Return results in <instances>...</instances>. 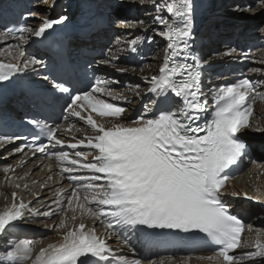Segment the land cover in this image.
Segmentation results:
<instances>
[{
  "label": "snow or ice",
  "instance_id": "obj_1",
  "mask_svg": "<svg viewBox=\"0 0 264 264\" xmlns=\"http://www.w3.org/2000/svg\"><path fill=\"white\" fill-rule=\"evenodd\" d=\"M137 2L153 5V21L161 26L153 31L168 41L164 63L158 74L145 77L150 87L143 96L148 97V101L143 104V112L138 117L128 124L113 123L109 127L93 119L91 112L112 118H119L126 112L125 107L109 102L124 98L110 89L109 81H97L90 91L75 94L63 84L53 85L69 94L64 111L85 121L95 133L86 137L87 143L81 139L67 145L73 150L79 147L95 150L91 160L80 150L74 152V158H70L67 151L52 154L58 161L67 162L68 166L63 167L62 172L68 174V180L87 181L73 187L71 195L67 196V206L73 212L79 208L82 215L89 217H111L116 225L202 233L205 244L218 246L214 255L206 259H215L219 264H242L243 261L256 264L257 258H264V240L260 239L259 234L254 240H242L244 222L232 214L223 202V190L230 179V169L245 155V145L238 134L250 127L253 103L255 96L259 95L257 85L244 78L220 89L211 102L210 110L209 99L203 91L202 62L189 51L193 11L191 0ZM260 3L264 4V0H260ZM247 10L253 11L250 7ZM163 12L167 15H162ZM63 20V17L56 20L45 18L35 31L20 26L0 32V36L18 32L21 42L15 46V52L8 53L14 62L0 61V81H6L29 68L35 70L33 66L42 64L34 57L24 58L22 44L27 39L25 33L41 37L47 29ZM122 23L134 27L145 24L143 20ZM116 43H121L119 38ZM124 43L132 53L137 51V39ZM234 51L230 50L229 54ZM118 59L119 54H114L99 63L111 65L122 74L136 71L135 68L116 67ZM189 60L192 62L189 63ZM140 71L143 73L145 68ZM250 71L256 73L260 69L252 68ZM138 89L139 85L135 94L143 99ZM169 94L178 103L154 111L158 102L162 99L166 101ZM85 112L89 114L83 115ZM209 113L210 119H206ZM33 123L42 128L47 140V145L36 144L40 137L33 136L30 147L35 152L43 153L51 145L65 147L64 140L57 136V127L40 125L36 121ZM15 139L19 137L0 136V146ZM14 151L22 152L23 149ZM9 170L8 167L4 169L5 173ZM81 170L85 174H76ZM81 189L84 190L83 196ZM16 195L12 193L13 200ZM26 208L27 205L21 201L19 204L13 203L11 208L0 214V234L20 219L22 210ZM40 214L50 216L52 213L45 211ZM71 219L75 221L77 217L73 215ZM59 227H65L64 220L60 221ZM108 227H112V221H109ZM244 247L253 248L254 251H246L239 257L232 254ZM32 252L31 242L21 241L7 248L0 255V260L5 264H25L32 259ZM90 259L95 264H112L113 260L122 261V264H141L139 259L129 262L116 257L105 239L96 234L95 228L88 229L83 222L69 228L59 244L40 248L32 264H89ZM148 264H157V261L149 260ZM159 264H163V260Z\"/></svg>",
  "mask_w": 264,
  "mask_h": 264
},
{
  "label": "bare ground",
  "instance_id": "obj_2",
  "mask_svg": "<svg viewBox=\"0 0 264 264\" xmlns=\"http://www.w3.org/2000/svg\"><path fill=\"white\" fill-rule=\"evenodd\" d=\"M26 1L28 3L35 1V5L37 4L34 9L30 8L31 13L34 14L31 15L30 28L35 31L45 18L50 19L53 16L54 8L62 0H44V2L42 0L41 3H38L37 0ZM77 1L68 0L65 4L61 5L60 8H63L62 14L64 20L71 18ZM100 1H102L100 4L101 17L107 21L111 19L114 25L111 30L94 35L89 39V43L93 47L98 45L99 49H105L107 52L106 57L100 56L96 60L101 61L102 58L107 59L111 55L119 54V59L115 62L117 67L135 68L136 71L127 72L131 74L129 79H125L126 73H111L106 75L105 81L110 82V89L118 96L124 97L123 99L114 101L109 100V102L117 103L125 107L126 112L119 118H101L99 122L107 126H111L113 123L128 124L138 113L139 106L146 97L143 94L150 87L145 77L158 74L159 68L164 63L166 40L156 35L153 31V29L160 28L161 26L153 21L155 13L151 3L141 5L137 0H131V3H125L124 0ZM107 1L110 2L109 5L105 4ZM11 2H14V0H0V11L6 9ZM156 2L160 3L161 0H156ZM46 3L48 4L46 5L47 9L40 13L42 10L40 6L44 5L45 7ZM114 3L120 4L115 7L120 10L117 14L112 11V4ZM252 3V0H213L210 3H206L203 7V21L198 29V37L201 40V52L204 60L215 62L213 63L214 69L207 74V80L209 81L207 86H209L208 92L210 95H214L215 90L222 88V82L226 80L235 83L237 78H248L257 85L256 91L259 95L255 96L253 103V115L250 117L251 126L245 131L248 134L247 136H249V144L254 147L253 157L255 163L252 165L247 164L244 174H241L240 178L234 181V184L239 188L240 193H242L240 198L252 201H264V141L254 138L256 136H264V90L262 91V87L258 86L264 76L258 75L257 73L254 76L250 73V64H258L259 67L262 66L261 69H264V41L260 42L255 33H248L247 26L243 25L244 21L250 18L252 14H261L262 9H264V4L260 5L259 3V6L253 9ZM249 7L253 11H248L247 9ZM260 14H257V16ZM162 15H167V13L163 12ZM140 20L145 22L143 27H134L122 23V21L135 22ZM144 28L147 30L145 31ZM0 32L2 31L0 30ZM25 36L27 39L22 44L25 52L24 58H30L32 54L30 39L34 35L32 33H26ZM117 38L120 39V44L116 43ZM131 39L138 40L137 51L135 53L128 50L127 45L124 43ZM232 42H238L240 48L245 52H237L238 48L235 49L236 47L233 46L234 44ZM20 43V40L10 38L6 35L0 36V60L14 62L11 61V56L8 53L15 52V46ZM83 45L80 42L77 48ZM254 45H257V48L254 54L251 55L249 54V50L245 49L246 47L247 49L254 47ZM109 49H112L111 53ZM232 49H235V51L229 54ZM139 54L147 55L150 63L147 67H143L145 68L143 73L140 71L141 68H136L132 65V58ZM216 60L218 63H216ZM100 65L105 67V65ZM230 69H233V71H230ZM40 80L44 81V79ZM112 81H119V83H111ZM137 85H139L138 91L141 93L143 99L137 97L135 94ZM101 98L108 99L103 96ZM25 100L24 97L8 99L5 102L6 108L9 106V110L13 111L18 106L22 107ZM67 123L63 128V136L68 141L84 139L85 135H95L94 132H91L82 123ZM68 127H72L70 132L66 131ZM1 147L8 148L9 146L4 144ZM17 148L20 147L10 146L6 151L7 158L0 159V214L4 213L10 204H19L21 201L27 205V208L22 210L23 222L11 225L3 234H0V255H3L5 250L11 245L21 241H30L33 249L32 259L26 261L25 264H32V260L38 254L40 248L47 247L49 244H59L62 241L64 233L69 228L78 226L79 223L83 222L88 229L95 228L96 234L105 239L108 246L118 255L117 257L124 259L136 257L134 251L128 250L126 246L128 245L127 242L107 227L106 220L102 216L89 217L82 215L79 208H76L75 212L71 208H68L67 196L71 195L73 187L79 184L68 180V174L62 172V168L68 166L67 162L58 161L54 155L31 156L23 151H14ZM85 154L87 155V159L90 160L95 153L88 152ZM71 156L74 157V154ZM253 157L251 156L246 163H250ZM8 158L9 160L7 162H10L11 166L3 163V160ZM6 167L10 169L7 173L4 171ZM13 192L17 194L15 200L12 197ZM83 195L84 190L81 189V196ZM89 206L94 207V205ZM233 206L246 216L247 225L248 227L249 225L251 226V230H249L245 241L254 240L258 234L260 239L264 240V209L259 210L252 205L241 204L240 202H233ZM62 208L63 210H61ZM45 211H49L52 214L50 216L40 214ZM73 215L77 217L75 221L71 219ZM61 220L65 222L64 228L59 227ZM42 224L45 226L44 229L54 226L57 234L59 233L61 237H50L45 232L30 229ZM246 251H254V249L248 247L241 248L237 256L239 257ZM132 252H134L133 256ZM201 257L205 259H201ZM206 257L210 256L199 255L197 257H179L172 259L166 257L152 260L157 261V264L161 260H163V264H219L217 260H209ZM0 264H5V262L0 260ZM145 264H148V262H145ZM242 264H253V262L243 261ZM256 264H264V258H257Z\"/></svg>",
  "mask_w": 264,
  "mask_h": 264
},
{
  "label": "rangeland",
  "instance_id": "obj_3",
  "mask_svg": "<svg viewBox=\"0 0 264 264\" xmlns=\"http://www.w3.org/2000/svg\"><path fill=\"white\" fill-rule=\"evenodd\" d=\"M39 1V3H41V1L42 0H38ZM48 1V0H47ZM66 1H68V0H62V1H60V3L56 6V7H58L60 4H65V2ZM125 1V3H127V2H129V3H131L130 1L131 0H124ZM43 2H44V0H43ZM64 2V3H63ZM252 8L253 9H255V8H257L258 6H259V3H260V0H252ZM114 4H117V3H114ZM119 4V3H118ZM46 5H48L47 3L45 4V7H44V5H42V6H40V9L42 8V10H41V12L40 13H42L43 11H45L47 8H46ZM120 5V4H119ZM121 5H123V4H121ZM260 5H261V3H260ZM64 6V5H63ZM134 6V5H133ZM136 6V5H135ZM139 6V5H138ZM55 7V8H56ZM59 11V12H58ZM61 11V12H60ZM62 11H63V8H61V9H57V13L55 12L54 13V15H57V17H63V14H62ZM118 12H120V11H118ZM122 12V11H121ZM257 14H260V13H254V14H252V16L250 17V18H247L248 19V22L247 23H244V25L245 26H247V32L248 33H255L256 34V37H257V39L261 42V41H264V31H262V29H264V23H262L263 21H264V9H262V12H261V14L260 15H258L257 16ZM60 17V18H61ZM59 18V19H60ZM116 23V22H115ZM112 24H113V22H112ZM114 25V24H113ZM253 68H258V69H260V72H256L258 75H263L264 76V69H261L262 68V66L261 67H259V66H256V67H253ZM252 69V68H251ZM250 73H253V72H251L250 71ZM256 73H254V74H256ZM262 81L260 82V84H259V86L260 87H262L261 89H262V91L264 90V78L263 79H261ZM256 139H261L262 141H264V136L263 135H261V136H256L255 137ZM0 159L1 158H7L6 157V151L8 150V148H0ZM7 160H9V158L8 159H6V160H3V163L5 164V165H7V166H11V163L10 162H7ZM11 160V159H10ZM43 225V224H42ZM45 228V226H37L35 229H38V230H43V231H48L47 232V234L50 236V237H55V238H58V237H61V235L58 233L57 234V232H56V228H54V226H51L50 228H48V229H44Z\"/></svg>",
  "mask_w": 264,
  "mask_h": 264
}]
</instances>
